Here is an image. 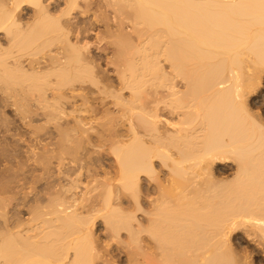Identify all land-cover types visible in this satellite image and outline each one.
I'll return each mask as SVG.
<instances>
[{"label":"bare ground","instance_id":"6f19581e","mask_svg":"<svg viewBox=\"0 0 264 264\" xmlns=\"http://www.w3.org/2000/svg\"><path fill=\"white\" fill-rule=\"evenodd\" d=\"M0 264H264V0H0Z\"/></svg>","mask_w":264,"mask_h":264}]
</instances>
